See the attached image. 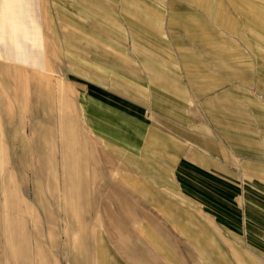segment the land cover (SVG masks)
<instances>
[{
  "label": "rangeland",
  "instance_id": "374dc122",
  "mask_svg": "<svg viewBox=\"0 0 264 264\" xmlns=\"http://www.w3.org/2000/svg\"><path fill=\"white\" fill-rule=\"evenodd\" d=\"M161 1L207 121L222 92L223 113L238 94L253 98L260 114L264 0ZM45 55L48 63L0 53V264H264L183 197L149 152L136 156L93 138L66 67Z\"/></svg>",
  "mask_w": 264,
  "mask_h": 264
},
{
  "label": "crops",
  "instance_id": "0c3cea01",
  "mask_svg": "<svg viewBox=\"0 0 264 264\" xmlns=\"http://www.w3.org/2000/svg\"><path fill=\"white\" fill-rule=\"evenodd\" d=\"M164 5L0 0V53H32L40 63L53 53L67 69L93 138L136 156L149 152L183 197L264 258V103L255 115L253 98L236 94L228 116L222 92L208 122L183 72Z\"/></svg>",
  "mask_w": 264,
  "mask_h": 264
},
{
  "label": "bare ground",
  "instance_id": "6f19581e",
  "mask_svg": "<svg viewBox=\"0 0 264 264\" xmlns=\"http://www.w3.org/2000/svg\"><path fill=\"white\" fill-rule=\"evenodd\" d=\"M54 184H55V183H54ZM77 189H80V188L77 187ZM75 194H77V193H75ZM69 195H70V194H69ZM78 195H79V194H77L76 196L78 197ZM71 196H72V195H70V197H71Z\"/></svg>",
  "mask_w": 264,
  "mask_h": 264
}]
</instances>
